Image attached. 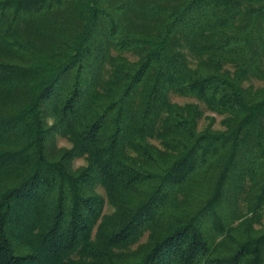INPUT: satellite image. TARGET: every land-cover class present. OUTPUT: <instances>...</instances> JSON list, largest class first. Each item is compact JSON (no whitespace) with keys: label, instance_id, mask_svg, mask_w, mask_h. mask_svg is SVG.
Returning a JSON list of instances; mask_svg holds the SVG:
<instances>
[{"label":"trees","instance_id":"1","mask_svg":"<svg viewBox=\"0 0 264 264\" xmlns=\"http://www.w3.org/2000/svg\"><path fill=\"white\" fill-rule=\"evenodd\" d=\"M0 103V264H67L99 219L105 264H264V0H0Z\"/></svg>","mask_w":264,"mask_h":264},{"label":"rangeland","instance_id":"2","mask_svg":"<svg viewBox=\"0 0 264 264\" xmlns=\"http://www.w3.org/2000/svg\"><path fill=\"white\" fill-rule=\"evenodd\" d=\"M25 27V26H24ZM25 30L26 27H25ZM122 57L126 58L130 62L137 61V57L130 53H124L121 54ZM107 77V76H106ZM105 78V77H104ZM108 78V77H107ZM252 85L254 87H262L263 83L256 80H250L248 81L245 86ZM168 101L172 104H176L178 106H196L198 107V110L200 112V117L197 121V131H203L207 128H210L212 130H223L222 126V120L223 116L218 115L216 113H213L210 111L202 102L196 100L195 98H189L181 96L173 91L168 92ZM11 110L10 107L4 106L0 103V112L1 113H7ZM51 123V121H49ZM54 146L57 149H70L72 147V143L68 138H62V137H55L54 138ZM152 146L157 148L160 151L167 152L166 147L161 144L160 139L154 138L149 142ZM129 160L130 162L137 164V165H143L144 162L134 153H129ZM88 164L86 157L83 158H76L73 163L72 167L74 170L82 167H86ZM3 187V185H2ZM95 192L102 198L103 200V212L102 215L104 216H111L116 212V206L111 202L110 198L106 194L105 190L100 184H96ZM182 200V199H181ZM238 211H240V214H244L246 211V203L241 202L238 206ZM243 212V213H242ZM102 219H99L96 225L93 227L92 233L90 235V238L84 242V245L81 247H78L73 252L69 253L65 258V263L67 264H105L106 261L105 257L101 258L100 260L97 258L93 259L89 252L86 250V247L90 246H98L100 244L99 241V226L102 223ZM254 228L256 230H264V211L261 214L260 221L258 224L254 225ZM150 237V231L143 229L142 233L140 234V237L138 241L135 244L127 245V246H121L116 247L112 249L111 253L113 258L112 260L115 261H132L134 259H137L142 251L144 250V245L147 243L148 239ZM39 244V238L37 235V231H34L31 237L29 238L28 247L26 248V251H34L36 247ZM144 246V247H143ZM103 250V249H102ZM105 251V250H104ZM108 254V253H107ZM109 255V254H108ZM47 264V263H45Z\"/></svg>","mask_w":264,"mask_h":264}]
</instances>
